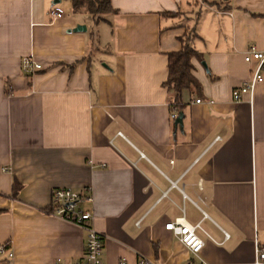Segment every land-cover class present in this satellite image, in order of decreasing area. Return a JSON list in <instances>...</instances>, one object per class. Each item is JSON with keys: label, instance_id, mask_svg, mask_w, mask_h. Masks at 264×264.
<instances>
[{"label": "crops", "instance_id": "crops-1", "mask_svg": "<svg viewBox=\"0 0 264 264\" xmlns=\"http://www.w3.org/2000/svg\"><path fill=\"white\" fill-rule=\"evenodd\" d=\"M57 6L64 15L53 19ZM112 6L91 33L69 0H0V246L13 254L0 262L83 263L87 234L53 215L51 194L91 186L82 207L104 237L103 264H254L264 248V80L252 103L232 93L252 75L245 54L264 52V0ZM189 30L201 90H183L176 127L164 83ZM25 56L43 68L28 76ZM180 219L201 223L199 256L166 230Z\"/></svg>", "mask_w": 264, "mask_h": 264}, {"label": "built area", "instance_id": "built-area-1", "mask_svg": "<svg viewBox=\"0 0 264 264\" xmlns=\"http://www.w3.org/2000/svg\"><path fill=\"white\" fill-rule=\"evenodd\" d=\"M53 19H60L64 15L61 7H54L50 12ZM245 62L251 65L252 75L250 79L236 88L232 93V100L235 102H253V94L256 87L264 80V52L258 51L256 48H250L245 54ZM23 71L28 76L40 71L43 67L37 63L31 56H25L22 61ZM201 103L200 100H197ZM174 120H177L175 115H172ZM51 208L54 216L63 219L71 224L80 226L87 234L86 240V257L83 263L77 264H103L102 251L104 237L97 232L92 225L94 213L92 210H85L82 204H92L94 202V195L92 194V187L83 188L81 190H73L68 187H60L52 191ZM166 230L170 231L182 243L188 251L194 256H199L205 246L204 240L198 235L197 231L201 230L205 233L201 223L195 226L183 223L180 220H175L166 224ZM225 237H229L226 233ZM256 258L254 264H264V248H256ZM8 244L0 246V260L6 257L7 260L13 259V254L10 251ZM0 264H11L0 262ZM138 264H151L144 258H140Z\"/></svg>", "mask_w": 264, "mask_h": 264}, {"label": "trees", "instance_id": "trees-1", "mask_svg": "<svg viewBox=\"0 0 264 264\" xmlns=\"http://www.w3.org/2000/svg\"><path fill=\"white\" fill-rule=\"evenodd\" d=\"M72 5V12L75 15H86L90 17L93 23L97 26L100 22L105 21L109 15H114L116 10L112 6V0H69ZM164 16L173 17L178 14L164 13ZM95 42L98 41V34H93ZM195 37L194 30H189L187 34L180 38L183 46L178 52L168 55V79L164 83L170 96V107L172 115L177 116L182 112L183 103L181 102V94L183 90H190L199 92L201 87L198 80L192 72V59L200 58L197 51L193 46V38ZM95 43V44H96ZM95 46L94 49L98 47ZM176 120H173L175 123ZM19 184L16 183L14 187V195L19 189Z\"/></svg>", "mask_w": 264, "mask_h": 264}, {"label": "water", "instance_id": "water-1", "mask_svg": "<svg viewBox=\"0 0 264 264\" xmlns=\"http://www.w3.org/2000/svg\"><path fill=\"white\" fill-rule=\"evenodd\" d=\"M227 1V0H226ZM86 30V26H83V27H77L76 29H75V31H77V32H84ZM183 119H184V117H183V114L182 113H180V114H178V116H177V120L175 121V126L177 127L178 125L179 126H182L183 125Z\"/></svg>", "mask_w": 264, "mask_h": 264}, {"label": "rangeland", "instance_id": "rangeland-1", "mask_svg": "<svg viewBox=\"0 0 264 264\" xmlns=\"http://www.w3.org/2000/svg\"><path fill=\"white\" fill-rule=\"evenodd\" d=\"M85 19L88 20V30L91 31V33L93 32L92 30L94 29V31L97 30L96 26L94 27L93 22L91 21L92 19L88 16L85 15Z\"/></svg>", "mask_w": 264, "mask_h": 264}]
</instances>
